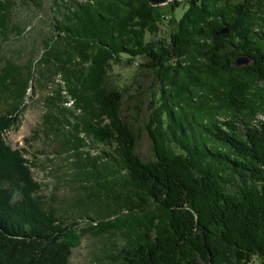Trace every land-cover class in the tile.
<instances>
[{
    "label": "trees",
    "instance_id": "trees-1",
    "mask_svg": "<svg viewBox=\"0 0 264 264\" xmlns=\"http://www.w3.org/2000/svg\"><path fill=\"white\" fill-rule=\"evenodd\" d=\"M48 1L50 29L36 31L43 50L35 61L6 57L2 45L24 33L13 21L17 6L45 0H0V264H71L86 234L117 232L122 264H264V0ZM242 57L249 63L237 66ZM117 67L136 72L123 82ZM140 70L159 84L146 161L137 153L139 114L124 113L139 97L126 99ZM55 76L62 88L45 98L41 131L63 138L82 191L66 220L42 193L27 151L6 139L33 83ZM69 99L80 112L73 124L69 108L64 120L53 114ZM81 134L102 153L83 151Z\"/></svg>",
    "mask_w": 264,
    "mask_h": 264
},
{
    "label": "rangeland",
    "instance_id": "rangeland-1",
    "mask_svg": "<svg viewBox=\"0 0 264 264\" xmlns=\"http://www.w3.org/2000/svg\"><path fill=\"white\" fill-rule=\"evenodd\" d=\"M18 1V0H17ZM49 1L45 0L44 7L36 9L34 7L17 6L13 12V21L24 24V33L22 37L11 35L9 40L4 41L2 45V53L6 57L19 56L17 58L26 59L34 57L38 61L42 54V44L40 39H34L38 30L43 33L50 29V21L52 12L49 10ZM181 8L176 14L181 16L186 9L185 1L181 2ZM166 6V5H165ZM166 10H168L166 8ZM159 33L160 37H167L168 31L165 25L162 26ZM35 31V32H34ZM19 55H17V53ZM117 73L122 76L123 82H129L132 74H135L136 68L123 69L116 68ZM61 76H55L54 79L45 87H40L39 83H33L32 91L29 92L26 100V107L22 117L20 127L7 136V142L14 149H25L27 158L32 161V172L35 180L39 181L43 186V194L50 198V201L59 209L63 219L72 218L75 210L76 201L79 199L82 191L75 184V158L70 152L63 151V138L54 139L52 136L46 138L42 130L44 115L50 111L45 105V98L53 96L59 88H62ZM137 83L134 84L129 93L126 95L128 100L130 95H139L136 100L126 102L124 107L125 115L132 114L133 117L139 114V120L136 123V129L141 134V139L137 147V153L143 160L152 158L151 138L147 130V125L150 122V108L158 105L159 84H155V79L150 71L140 70ZM141 88H140V86ZM140 107V112L136 107ZM131 108V110L128 109ZM63 108H69L65 103L54 107V116H59L64 120L61 113ZM4 112L5 108L0 104V112ZM71 119V123L77 122V117L80 112L72 107L65 113ZM261 119H263L261 117ZM72 125L64 129L63 137H69L72 133ZM34 132H38V136L30 140L29 143L24 142L25 138H30ZM81 137L86 139L87 146L82 148L83 151L89 152L91 156H98L105 149L101 144H93L92 139L87 138L85 134ZM86 157V155H84ZM103 162V161H100ZM91 224H94L91 222ZM82 224V227L86 226ZM125 236L123 232H117L114 235H104L101 237H93L91 234H86L79 247L73 250L71 264H122L118 259L119 251L117 246H121ZM252 264H261L258 259H254Z\"/></svg>",
    "mask_w": 264,
    "mask_h": 264
},
{
    "label": "water",
    "instance_id": "water-1",
    "mask_svg": "<svg viewBox=\"0 0 264 264\" xmlns=\"http://www.w3.org/2000/svg\"><path fill=\"white\" fill-rule=\"evenodd\" d=\"M150 3L154 6H162V5H166L169 2L173 1V0H149ZM249 63V60L245 57L239 58V60L237 61V66H241V65H246Z\"/></svg>",
    "mask_w": 264,
    "mask_h": 264
},
{
    "label": "built area",
    "instance_id": "built-area-1",
    "mask_svg": "<svg viewBox=\"0 0 264 264\" xmlns=\"http://www.w3.org/2000/svg\"><path fill=\"white\" fill-rule=\"evenodd\" d=\"M72 105H73V102L70 101V99H69V101H68V103H67V106H69V108H70V107H72Z\"/></svg>",
    "mask_w": 264,
    "mask_h": 264
}]
</instances>
